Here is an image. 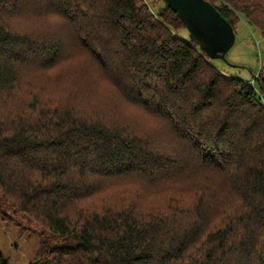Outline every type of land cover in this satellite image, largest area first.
<instances>
[{
  "label": "trees",
  "instance_id": "1",
  "mask_svg": "<svg viewBox=\"0 0 264 264\" xmlns=\"http://www.w3.org/2000/svg\"><path fill=\"white\" fill-rule=\"evenodd\" d=\"M160 1L0 0V207L68 243L33 264H264V66ZM209 1L264 37V0Z\"/></svg>",
  "mask_w": 264,
  "mask_h": 264
},
{
  "label": "rangeland",
  "instance_id": "2",
  "mask_svg": "<svg viewBox=\"0 0 264 264\" xmlns=\"http://www.w3.org/2000/svg\"><path fill=\"white\" fill-rule=\"evenodd\" d=\"M146 2L154 11L163 5L160 0ZM237 27L236 40L227 52L226 60H213L226 73L252 80L264 66V37L243 16ZM187 35L189 36V33ZM8 210L6 206L0 207V252L9 264L35 263L36 254L44 238L51 246L68 244L49 233L42 234V229L28 217L15 213L7 215Z\"/></svg>",
  "mask_w": 264,
  "mask_h": 264
},
{
  "label": "water",
  "instance_id": "3",
  "mask_svg": "<svg viewBox=\"0 0 264 264\" xmlns=\"http://www.w3.org/2000/svg\"><path fill=\"white\" fill-rule=\"evenodd\" d=\"M185 23L190 39L202 47L209 58L226 60L236 32L229 20L209 0H163Z\"/></svg>",
  "mask_w": 264,
  "mask_h": 264
},
{
  "label": "built area",
  "instance_id": "4",
  "mask_svg": "<svg viewBox=\"0 0 264 264\" xmlns=\"http://www.w3.org/2000/svg\"><path fill=\"white\" fill-rule=\"evenodd\" d=\"M254 80H251V83L253 82Z\"/></svg>",
  "mask_w": 264,
  "mask_h": 264
}]
</instances>
